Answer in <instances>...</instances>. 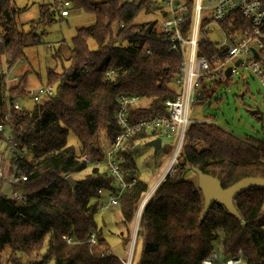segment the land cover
Returning <instances> with one entry per match:
<instances>
[{
	"label": "trees",
	"instance_id": "obj_1",
	"mask_svg": "<svg viewBox=\"0 0 264 264\" xmlns=\"http://www.w3.org/2000/svg\"><path fill=\"white\" fill-rule=\"evenodd\" d=\"M13 1L0 0V125L5 129L0 139L6 143L7 132L11 133L8 147L16 148L24 158L10 160L8 170L4 159L0 166L7 176L19 174L28 181L12 184L0 178V264L6 249L11 250L8 264H48L50 260L54 264H124L110 252V243L95 222L103 196L119 194L113 178L97 167L82 179L76 178L75 186L66 178L88 169L82 155L104 156L101 130L106 131V145L113 144L120 93L149 100L147 106L135 111L133 121L167 115L165 102L175 97L170 83L180 73L181 53H167L169 40L159 32L156 21L135 23L143 12L150 14L158 8L154 0H68L70 9L94 16L95 23L79 29L72 38L70 67L47 71L46 84L56 87L55 96L32 109L15 110L8 103V71L24 58L28 47L44 42V33H36L37 24L55 22L56 14L65 17L59 3L43 5L41 20L23 32L16 24L20 11L12 6ZM189 25L190 21L186 27ZM90 40L97 45L94 51ZM148 48L152 55L146 54ZM217 53L210 42L200 43V55L209 59ZM28 76L13 85L12 100L27 98ZM229 81L219 80L214 85H229ZM210 91L215 89L204 85V97L196 104L203 103ZM70 136L77 138L80 153L68 145ZM152 137L138 133L124 145L119 157L126 181L136 177L137 144ZM183 144L174 172L167 174L144 204L137 234L142 244L138 264H202L217 245L225 258L242 250L244 264H264V189H252L234 199L240 219L216 202L201 218L203 194L187 176L189 167L199 168L220 180L223 189L243 178H264V143L240 140L216 124L196 122ZM7 185L10 187L4 190ZM15 191L21 199L9 196ZM148 193V183L137 178L122 194L118 207L125 226L134 222ZM96 230L92 245L90 235Z\"/></svg>",
	"mask_w": 264,
	"mask_h": 264
},
{
	"label": "built area",
	"instance_id": "obj_2",
	"mask_svg": "<svg viewBox=\"0 0 264 264\" xmlns=\"http://www.w3.org/2000/svg\"><path fill=\"white\" fill-rule=\"evenodd\" d=\"M135 1L139 2L140 0ZM177 1L178 5L176 6ZM163 2L167 10L163 15V21L158 23L157 28L169 40L167 53H181L182 57L180 73L170 83L175 85V87H171L175 92V97L173 100L165 102L167 115L133 121L135 111L142 107L143 98L126 93H120L117 96V109L114 115L118 132L113 144L105 150L102 158L82 155V159L90 167L104 169L113 178L114 186L119 191L118 195L111 193L107 202L101 206L100 212L118 207L122 194L137 183V177H133L130 182L126 181L121 166L122 161L119 157L126 142L135 134H152L151 139L160 138L161 145L166 139L176 138L175 151L167 167L161 173L160 179L152 186V193H154L167 174L174 171L178 162L177 156L184 145L186 134L189 128L198 122L190 119L189 113L200 101L198 97H204L202 92L204 85L210 88L209 85H214L212 83L214 80L231 79L238 75L240 69L244 67L264 87V57L262 56L264 52V0H185L184 2L163 0ZM70 7L71 4L68 0L61 4L59 10L63 17L70 15ZM188 21H190V25L186 27ZM215 28L225 37L224 43H214L208 37ZM203 40L210 42L219 53L209 59L200 55L199 45ZM145 52L152 55L150 48ZM255 52L258 54L257 58L254 56ZM237 62H239L238 65H236ZM91 63V61L88 62L83 66V69H87ZM228 69H231L229 76L226 75ZM107 77L113 78V74L107 73ZM18 80L19 78H12V81ZM210 80L212 81L210 82ZM7 88L10 108L21 110L20 100L17 98L12 100L10 97L11 88L8 85ZM55 92L56 87L44 84L29 88L27 97L29 96L32 102L38 104L43 99L54 97ZM4 131L3 126L0 125V132ZM10 140L12 139L8 141L10 142ZM6 151L7 149L5 153ZM14 153L12 155L15 160L24 158L23 153L19 155ZM2 177H5L3 170L0 172V178ZM20 180L28 181V178L19 174L11 177L12 184ZM152 193H148L145 199L148 200ZM9 196L14 199L22 197L17 191L10 192ZM64 238L69 244L72 243L70 238ZM89 242L92 245L96 243L95 233L90 235ZM202 264H244L243 251L239 250L235 257L225 258L222 248L217 245L214 248V253L203 259Z\"/></svg>",
	"mask_w": 264,
	"mask_h": 264
},
{
	"label": "rangeland",
	"instance_id": "obj_3",
	"mask_svg": "<svg viewBox=\"0 0 264 264\" xmlns=\"http://www.w3.org/2000/svg\"><path fill=\"white\" fill-rule=\"evenodd\" d=\"M65 1L66 0H14L12 6L20 11L16 16V24L20 27V30L28 32L32 28L31 23H37L41 20V6H51L55 3H59L60 7ZM122 1L132 2V0ZM154 1L160 9L158 11H153L150 14L143 12L135 20L136 24L148 21H156V23L160 24V22L163 21V15L167 8L163 0ZM181 1L184 2L185 0ZM70 10L69 17L61 18L59 14H56L55 22H41L36 25V33L39 35L44 33V42L40 46L28 47L24 51V58L15 63L11 70L8 69V83L6 81V85H8L9 88L12 89L13 85H16L19 81H12V78L16 77L20 79L27 73H29L28 89L43 86L47 82V71L49 69L61 72L64 68L68 69L70 67V49H72L73 46L72 38L76 35L79 29H85L93 26L95 23L94 16L89 15L88 13L86 14L83 11L72 10V8ZM208 37H210L214 43H224L225 37H223L217 28H215ZM89 47L92 51L97 49L96 43L92 40L89 41ZM6 68L4 62L3 69ZM219 80L220 79L214 80L212 83L215 84ZM211 81L212 80H210V82ZM229 82V85H209V87L211 86L215 89V92H208L205 95L206 100H204L203 103L195 104L189 113L190 119L198 122L216 124L240 140H251L253 142L258 141L264 143V122L261 123L246 112L248 108L255 109L257 106L264 112L263 85L257 79L255 80L251 73L244 67L241 68L240 73L233 76ZM171 87L173 88L175 85L171 84ZM28 89L26 90V96ZM20 103L24 110L32 109L35 105L29 96L25 100L20 101ZM142 103V107L147 106L149 100L142 99ZM6 136V143L0 139V161L1 159H4V164H6L5 170H8L10 168V160L13 159L12 153L15 152L16 155L21 153L12 146L8 147V145H11V140L10 142L8 141L11 139V133L7 132ZM106 141V131L101 130L99 143L104 151L108 148ZM145 142L146 141L140 143L142 146L137 150L135 156L137 164L135 176L147 182L149 185V193H152V186L158 181V179H160L161 173L167 167L177 144L176 138L166 139L163 141L162 149L155 153L152 147L149 148L144 145ZM68 145L76 148L77 152L80 153L81 147L76 137L70 136L68 139ZM200 147L204 148V145L202 144ZM6 149L7 151L5 153ZM92 168V166H88L86 171L76 174L73 177L75 180L76 178L82 179L85 175L91 172ZM191 169L192 168L189 167L187 176L194 181L197 186V175L194 174ZM1 170L2 168L0 166V172ZM3 172L6 176L4 178L11 182V176H7L5 171ZM5 187L4 190H8L10 186L7 185ZM115 218V212H99L95 217V222H97L98 227L102 229L101 233L109 240L111 246L110 252L113 255L118 257L124 264H138L142 253V244L137 237L139 224L137 225L138 230H135L137 217L134 219V222L128 226H125L122 220L120 221V224H117ZM97 231L98 230L93 231L92 233L97 235ZM46 252L47 249L45 247L42 249L41 254L45 255ZM10 254L11 250L6 249L3 253L2 264H8L7 262L8 259H10ZM48 264H54V262L50 260Z\"/></svg>",
	"mask_w": 264,
	"mask_h": 264
},
{
	"label": "water",
	"instance_id": "obj_4",
	"mask_svg": "<svg viewBox=\"0 0 264 264\" xmlns=\"http://www.w3.org/2000/svg\"><path fill=\"white\" fill-rule=\"evenodd\" d=\"M175 5H178V1L175 3ZM154 10L158 11L159 9L157 7H154ZM185 15L187 16L188 14L186 13ZM254 56L257 58L258 54L255 52ZM238 64L239 62L236 63V65ZM230 73L231 69H228L226 71V75L229 76ZM198 98L199 100H202L201 96H199ZM246 112H248L252 117H256V120L260 121L261 123L264 122V112L260 109V107L257 106L255 109L248 108ZM144 145L149 148L152 147L155 153L162 149L160 138L151 139V141L146 142ZM141 146V144H137L136 148L139 149L141 148ZM191 170L194 174L197 175V188L203 194L205 207L201 214V218H203L205 214L209 211L212 203L216 202L224 206L225 210L228 213L235 216L237 219H240L236 204H234V199L242 195L244 192H248L252 189H264V178L261 177L243 178V180L229 186L226 189H223L220 180H218L216 177L203 173L199 168H192ZM66 180L72 186L76 185L77 180H75L73 177L67 176ZM146 201L147 200L145 199L144 202L141 204V208L137 214V225L140 222L139 218L141 216V212L144 208V204Z\"/></svg>",
	"mask_w": 264,
	"mask_h": 264
},
{
	"label": "crops",
	"instance_id": "obj_5",
	"mask_svg": "<svg viewBox=\"0 0 264 264\" xmlns=\"http://www.w3.org/2000/svg\"><path fill=\"white\" fill-rule=\"evenodd\" d=\"M70 16V15H69ZM69 16H67V17H69ZM171 87V86H170ZM209 123V122H208ZM148 141H151V140H148ZM148 141H146V142H148ZM145 142V143H146ZM74 178V177H73ZM111 195V193H106L104 196H103V199H102V201H101V203H100V206H102L103 204H105L106 202H107V200H108V198H109V196ZM107 211H110L111 213L112 212H115L116 213V223L117 224H120L121 222V218H122V216L120 215L121 213H120V209H119V207H112L111 209H109V210H107ZM107 211H102L101 213H104V212H107ZM100 212V211H99ZM117 214H119V215H117ZM97 216V215H96ZM109 226V225H108ZM106 239H107V237L106 236H104ZM107 241L109 242V240L107 239Z\"/></svg>",
	"mask_w": 264,
	"mask_h": 264
},
{
	"label": "bare ground",
	"instance_id": "obj_6",
	"mask_svg": "<svg viewBox=\"0 0 264 264\" xmlns=\"http://www.w3.org/2000/svg\"><path fill=\"white\" fill-rule=\"evenodd\" d=\"M136 229H138V228H137V224H136L135 230H136ZM135 230H134V231H135Z\"/></svg>",
	"mask_w": 264,
	"mask_h": 264
}]
</instances>
